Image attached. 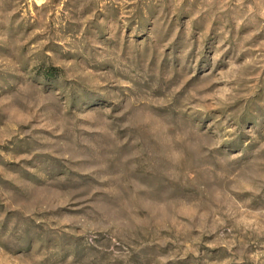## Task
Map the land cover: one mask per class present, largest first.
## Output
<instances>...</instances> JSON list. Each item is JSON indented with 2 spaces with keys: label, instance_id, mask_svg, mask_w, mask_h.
<instances>
[{
  "label": "rangeland",
  "instance_id": "1",
  "mask_svg": "<svg viewBox=\"0 0 264 264\" xmlns=\"http://www.w3.org/2000/svg\"><path fill=\"white\" fill-rule=\"evenodd\" d=\"M0 264H264V0H0Z\"/></svg>",
  "mask_w": 264,
  "mask_h": 264
}]
</instances>
